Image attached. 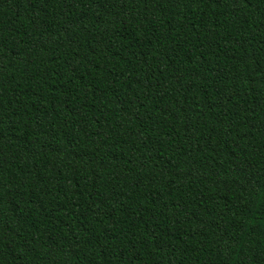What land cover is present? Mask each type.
<instances>
[{
  "label": "trees",
  "instance_id": "obj_1",
  "mask_svg": "<svg viewBox=\"0 0 264 264\" xmlns=\"http://www.w3.org/2000/svg\"><path fill=\"white\" fill-rule=\"evenodd\" d=\"M0 264H264V0H0Z\"/></svg>",
  "mask_w": 264,
  "mask_h": 264
}]
</instances>
